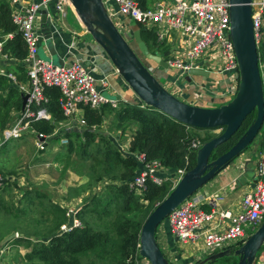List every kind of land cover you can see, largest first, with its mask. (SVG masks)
Returning <instances> with one entry per match:
<instances>
[{"label":"built area","instance_id":"obj_1","mask_svg":"<svg viewBox=\"0 0 264 264\" xmlns=\"http://www.w3.org/2000/svg\"><path fill=\"white\" fill-rule=\"evenodd\" d=\"M7 1L11 7V21L25 41L27 54L23 59L26 79L18 80L16 74L12 72H7L5 76L20 94L27 95V98L24 107L13 113L9 126L0 132V147L9 139L18 138L25 133H34L31 126L33 121L52 119L44 106L48 100L44 94L46 87H57L60 92L58 104L64 119L55 122L50 135L59 136L60 144H67L68 138L65 135L67 131L86 128V120L80 114L83 112V106L98 110L103 105H109L112 109L118 110L122 104L129 103L125 98L115 94L113 96L103 94V90H110L108 77L105 75L96 78L91 61L75 59L69 64L59 65L39 56V43L45 41L40 32V6L44 5L48 9L53 30L58 36L61 33L59 25L69 32L73 31L71 28H66L65 23L69 8L78 16L70 0ZM102 2L122 35L127 34L132 37L133 30L119 19L118 22L114 21L119 15L134 20L143 28L154 30L159 42L168 38L171 32L179 33L183 48L172 51L173 53L171 52L172 54L166 58L168 67L175 69L177 74L174 76L175 79L167 82L165 86L162 84L170 93L180 94L182 90L180 83L184 80V76L193 68H201L217 78V81L209 86L212 92H215L214 99L223 100L234 97L240 75L230 36L229 0H155L147 8H142L137 0H102ZM251 20L255 42L258 46L263 35L264 0H252ZM11 36L12 33H8L0 39L2 57H7L2 53V46L4 41ZM259 66L261 68V65ZM113 70L119 75L116 68ZM140 106L143 107L144 104ZM94 127L92 126V129ZM34 135L37 134L34 133ZM130 139L131 135L128 148ZM200 145L199 139L191 142L194 150H197ZM128 155L134 156L141 166L139 172L127 182L129 190L138 196L143 194L148 180L158 185L169 180L174 186L186 171L185 168H178L173 176H163L160 172L165 171L166 168L157 161L146 160L142 152H131L130 149ZM255 159V180L251 190L243 195L240 210L232 212L225 209L217 213V220L224 225L216 228L207 227L206 223L214 218V214L207 213L201 208V195L198 192L185 199L165 218L177 242L196 246L202 244L201 248L198 247L201 256H197L195 262L201 260L202 256L206 257L227 249L234 250L247 239L250 235L249 230L255 231L262 222L264 217V151L258 152ZM240 165L244 167L245 161ZM1 179L3 178L0 173ZM1 183L0 181V185ZM76 212L77 210L73 209L66 210V216L70 220L62 223L60 231H68L81 226V221L75 216ZM170 259L176 262L175 257H170ZM137 264L150 263L140 256ZM253 264H264V244L257 252Z\"/></svg>","mask_w":264,"mask_h":264},{"label":"trees","instance_id":"obj_2","mask_svg":"<svg viewBox=\"0 0 264 264\" xmlns=\"http://www.w3.org/2000/svg\"><path fill=\"white\" fill-rule=\"evenodd\" d=\"M137 1L142 8H147L152 3V0ZM10 15L11 7L8 1L0 0V34L12 33V36L4 41L2 53L8 58L20 62L19 65L14 67V72H16L18 80L24 81L26 71L23 59L26 57L27 47L21 34L16 31ZM136 28L141 30V37L148 45L149 50L155 53L154 48L156 49L161 42L157 40L154 30H148L140 26ZM257 53L260 65L262 62L264 63V27L262 38L257 46ZM261 70L264 71V67ZM262 81L264 92V75H262ZM0 87L2 90L0 93L1 132L11 123L13 113L21 110V94L13 84L8 82L7 77L3 74H0ZM44 94L48 99L44 106L51 114L54 122L64 119L58 104L59 89L57 87H46ZM140 104H143L140 100L137 103L122 104L118 110L112 109L109 105H103L98 110L83 106L86 128L65 133L68 143L71 141L72 136H82L88 139L86 141V146H89L86 152L88 156L94 154L98 160L102 159L104 161L110 154L109 156L113 160L106 161V168L102 164L98 168H104H101L104 177L122 180L121 185L117 187L108 184L107 190L98 194L101 195L100 197L96 194L88 199L86 198L87 200L84 199V205L76 212V217L81 221V226L68 231H60V224L67 219L64 218L65 209L58 204L47 203V196H44V193L40 190L23 189L22 199L24 202H33V198H38L53 214L61 216L53 228L49 226L41 235L42 238L37 236L31 238L28 233H24L6 242V244H15L25 249L23 259L27 264H137L140 259L138 244L141 226L155 205L171 190L172 183L166 180L158 185L148 180L143 194L141 196L134 194L129 190L127 182L138 170L136 160L131 155L122 157L111 142L105 138L100 139V142L105 143V147H101V152L99 150L101 144L94 142L92 126H100L106 116L105 114L113 112L116 127L122 130L130 126L135 127L129 142L130 151L142 152L146 160L157 161L170 171H175L178 168L191 169L195 164L196 156V150L191 147V142L195 139V136L190 132L193 127L179 122L151 106L144 105L142 107ZM255 113L253 111L246 116L235 134L212 151L210 159H214L227 151L237 141L253 121ZM54 125L53 122L48 120H37L31 123L34 133L44 136L52 134ZM34 133L31 135H34ZM213 137L215 136L206 135L199 140L202 144ZM47 138H50L53 142L58 140L59 136ZM256 138L257 150L259 152L264 151V123ZM101 155L102 157H100ZM88 160L91 161L92 159L89 158ZM1 176L2 178L7 177L3 185L11 181L6 174L1 173ZM2 187L5 186H0V189ZM99 207L102 208L105 214L115 213L114 209L122 212L117 216L119 217L118 221L115 220L113 227L109 230L94 228H99L92 223L96 218L94 212ZM11 211L15 217H18L25 214L27 210L24 207L12 206ZM84 257H86L85 260ZM214 261L207 262V264Z\"/></svg>","mask_w":264,"mask_h":264},{"label":"water","instance_id":"obj_3","mask_svg":"<svg viewBox=\"0 0 264 264\" xmlns=\"http://www.w3.org/2000/svg\"><path fill=\"white\" fill-rule=\"evenodd\" d=\"M70 2L90 38L86 44L89 54L96 51L94 50L95 46L101 49L138 100L193 128H219L222 130L220 134L199 146L196 150L194 166L185 171L167 195L155 205L141 226L139 255L146 258L150 264H171L157 243L156 229L158 225L175 207L196 193L239 156L254 141L264 123L263 81L252 28V0H229L230 36L239 68V85L231 100L211 107L182 101L170 93L158 78L144 66L128 40L109 17L102 0H70ZM39 22L40 32L49 52L45 59L53 61L54 58L57 64H65L63 58L58 56L55 47L56 34L48 16V9L44 5L40 6ZM132 39L144 57L164 69L169 68L166 58L171 54L172 49H168L162 54L151 52L142 39L139 28L133 29ZM77 58L81 59L82 54L77 55ZM194 75L207 77L209 74L207 70L193 68L185 76L187 82H192ZM26 98L27 95H21V109L24 107ZM253 111L256 112L253 121L237 141L227 151L210 159L212 151L218 145L229 140L246 116ZM36 138L43 143L50 139L40 135H37ZM5 180L3 178L0 181L4 182ZM14 235V232L9 233L3 239V243L12 239ZM263 244L264 217L256 230L237 248L216 252L204 257L196 264H206L232 253L238 256L236 264H253L256 254Z\"/></svg>","mask_w":264,"mask_h":264},{"label":"crops","instance_id":"obj_4","mask_svg":"<svg viewBox=\"0 0 264 264\" xmlns=\"http://www.w3.org/2000/svg\"><path fill=\"white\" fill-rule=\"evenodd\" d=\"M153 1L154 0H152V2ZM122 17H124L125 20L128 18L126 16H122ZM65 23H66V28H71L72 30H73V27H72L73 24L79 23V25L81 26V30H79L78 32L77 31L75 32L74 30L72 32H69L63 26L60 27V25L58 26L57 24V26L59 27V30L61 31V33H59L58 36L56 35V40H55V47L58 52V56H61L65 63H70L74 61L75 59H79L77 58V55L82 54L81 59L92 62V65L94 66L93 68L94 75L96 78H100L105 75L108 77L109 84H110L109 91L111 93L117 95L118 97L125 98L126 101L129 103H137L138 102L137 97L132 92V90L129 88V86L126 84V82L121 78V76L118 74H115L113 70L114 69L113 65L107 59L106 55L102 52V50L95 46L94 50L96 51H94L93 54H89V51L86 48V44L87 42L90 41V38H88L87 40L83 39L85 35L87 36L88 34L82 22L80 21V19H78V16H76L72 10H71V19L69 21H66ZM135 28H131V29L133 30ZM2 36L3 35L0 34V37ZM161 44L162 46L160 48H162L163 52L168 49H172L174 52L176 50H181L183 48V45L180 43V35L178 32H171L170 36L164 39L161 42ZM38 50L42 52L44 56H47L49 54L47 45L44 43V41H41L39 43ZM155 53H158V52H155ZM19 63L20 62H18L15 59H10L8 57H2L0 55V74L5 75L7 72H12L16 74V72H14V67L19 65ZM153 67H155V70H156V72H154L156 77L163 78L166 81V83L175 79L174 78L175 71L170 70L171 68L164 69L163 67H160V66L158 67L156 65H154ZM8 82L11 83L9 80ZM192 84H193L192 82L190 83L187 82V80L185 79V76H184V80H181L180 86L182 88L181 91L184 92V95H183L185 98L184 101L189 102L194 105H206L205 104L206 101H213L215 92H212L211 87H209L210 85L207 86V83L205 82L201 84L196 83L195 86H193ZM188 91H191V93H188ZM80 114L83 115V112H80ZM80 114H78V116ZM105 115L106 116L103 118L102 123H107L108 120H111L114 118L112 117L113 116L112 112L105 114ZM50 121L55 124L53 118ZM96 127H99V126H96ZM101 128H103L104 131H106L105 133L110 134V137L107 138V141H110L112 145H115V150H117L122 157L129 156L128 155L129 154L128 141L135 127L130 126L123 130L120 128L111 127V126H106V127H101ZM24 135L31 136L30 133H25ZM49 141L50 139L47 140L44 146L49 144ZM95 141L96 140L94 139V142ZM112 141H116V142L113 144ZM4 145H2L1 147H3ZM30 149L31 148H28L27 145L26 147L22 145L18 147L16 150H13L12 153H10V155H11L12 160L13 158L15 159H14V162L12 161V163L10 164L8 163V161L11 160V158H4L3 162L5 164V168H3L4 167L3 166L2 168H0V171L1 173L6 174V176H9V179L12 182L10 181L4 185L2 182L0 186H10V185L13 186V184L19 187L25 186L24 183L20 184L17 182L20 180V178L23 181H25L23 171H27L26 166L29 164L35 165V166L36 165L41 166L40 165L41 163L32 164L34 159L36 160L39 158L38 156H34L33 153L30 152L31 151ZM245 152L241 153L236 159L231 161L224 169L218 172L210 181H208L202 188H200L197 191L198 194L201 195V205H200L201 208L207 213L214 214V218L208 223H206L207 227L216 228V227H220L224 225L223 223H219V221L217 220V213L220 210H225V209L230 210L232 212H238L240 210V202H241L243 195L251 190L254 180H255V171H256V168H255L256 159L255 158H256V154L259 151L257 150V146H255V148L250 153L249 151L248 152L245 151ZM38 154L41 155V153H38ZM244 161H245V165L244 167H242L240 164L241 162H244ZM140 168L141 166L139 165L138 170ZM33 170L34 168L30 167L31 174L34 173ZM174 173L175 171H170L168 169H166L165 171L162 170L160 172L161 175L163 176L167 175L168 177L173 176ZM38 177H46L45 179L47 180L51 179L49 178L48 174H41ZM4 179H7V177ZM40 179H43V178H40ZM75 179H76L75 181L79 180L78 178H75ZM107 179H110V178L107 177ZM110 180H113V179H110ZM117 180L120 182V185H121L122 180H120L119 178H117ZM117 184L119 183L117 182ZM47 185L46 186L48 190L52 191L48 193L50 197L53 196L52 195L53 191H55L57 195L59 196L57 200L58 202L56 200L55 201L52 200V201L58 204L60 207L64 208L65 211L67 209H73L70 207L79 206L80 203L83 202L84 199L87 198L86 193L88 192V190L90 189L94 190V188H96L95 186H87V182H83V181L77 182V184H73V186L66 185L65 181L63 180H61V183H59L58 185L55 183H51V185L50 184H47ZM38 187L39 186H36L35 189L39 190ZM99 187H102V186H99ZM63 204H67V206H62ZM73 210H76V209H73ZM75 216H76V213H75ZM68 219L70 220L69 217ZM31 238H34V237L31 236ZM156 240L162 252L169 254L170 257H175L176 262L180 260L182 264H192L193 260H191L190 257H193V255L200 253V251L198 250V247L201 248V245H202V244H198L196 246V245L182 244L180 242H177L176 239L173 238V235L170 232V228H169L167 220L159 228L156 229Z\"/></svg>","mask_w":264,"mask_h":264},{"label":"rangeland","instance_id":"obj_5","mask_svg":"<svg viewBox=\"0 0 264 264\" xmlns=\"http://www.w3.org/2000/svg\"><path fill=\"white\" fill-rule=\"evenodd\" d=\"M70 19H71V10L69 8V10L67 11L65 20L69 21ZM118 19L121 22L123 21L124 24H126L129 29L135 28L137 26L142 27L140 24L136 23L134 20H131L128 18L125 20V18L122 16L115 17L114 21L118 22ZM56 23H58V21H56ZM72 27L75 32L76 31L78 32L79 30H81V26L79 25V23L73 24ZM123 36L125 37L126 40H128L132 49L136 52V54L138 55L139 59L142 61L144 66L148 70H150L154 74V76H156L154 73L156 72V70H155V67L153 66L154 65L158 66V65L154 63L152 60H149L146 57H144L139 52L131 36H128L127 34L125 35L123 34ZM88 38H89L88 35L87 36L85 35L83 39L87 40ZM161 46L162 44L157 46L155 49L156 52H158L159 54L163 53L162 48H160ZM150 48H152V46H150ZM38 54L40 57L46 58V56H44V54L40 52L39 50H38ZM53 62L57 64L56 63L57 61L54 58H53ZM260 65H261L260 69H262L263 62L260 63ZM170 70L175 71L174 75L177 74V71L175 69L171 68ZM261 73L262 75H264L263 70H261ZM158 78L160 82L165 86L166 81L161 77H158ZM216 81H217V78L211 73L208 75V77H205L202 75L192 76L193 86H195L196 83L201 84L203 82L207 83V86H209L215 83ZM188 93H191V91H188ZM103 94L106 96L114 95L109 90H103ZM183 95H184L183 91H181L180 94L175 93V96L178 97L182 101H184L185 99ZM232 98L233 96L225 98L223 100L214 99L213 101H206L205 102L206 105H199V106H210V107L218 106L222 103L228 102ZM106 126L116 127L115 119L113 118L111 120H108L107 123H102L101 126L93 128L94 130L93 139L96 140L95 142H98L99 144H101L100 149H99L101 152H102L101 147H105L104 146L105 143L100 142V139L105 138L107 140V138L110 137V134L105 133L106 131H104V129L101 128V127H106ZM82 129L84 128H81L78 130L80 131ZM221 131L222 130L219 128L217 129H194V128L190 129V132L191 134L195 136V139H200V140L206 135L217 136L218 134L221 133ZM37 135L29 136V135L23 134L22 136L18 138L9 139L5 143V145L0 148V168H2L3 166H4L3 168H5V164L3 162L4 158H11L10 153H12L13 150H16L18 147L22 145L25 147L27 145L28 148H31L30 152H32L34 156H38L39 159H36V160L34 159L32 164L41 163L40 164L41 166H38V165L35 166L31 164L27 165L28 167L26 166L27 171H23L25 181H23L20 178V180L17 182L20 184L24 183L25 186L19 187L13 184V186L11 185L5 186L4 188L2 187L0 189V252H1L0 253V264H27L23 259V253L25 252L24 248H22L21 246H17L15 244H6V242L3 243V239L9 233L14 232L15 234L14 237L21 236L24 233H28L30 236H37V237L42 238L41 235L48 229V227L51 226L53 228L56 221H58V219L61 218L59 214L55 215L51 212L50 209H47L44 203H42L38 198H33V202H24L22 199L23 189H28V190L33 191L35 190L36 186H39L38 189L44 193V196H47V199H46L47 203L49 202L50 204L55 205L56 203H54L52 200L57 201L59 196L57 195L55 191H53L52 193L53 196L50 197L48 193L52 191L48 190L47 184L51 185V183H55L58 185L59 183H61V180L65 181V184L69 186H73V184H77V182H81V181L87 182V186L96 187L94 188V190L93 189L88 190V192L86 193L87 199L96 194H97L96 196L100 197L101 195H98V194H100L101 192L104 193L107 190V186H108L107 184H113V186H116V187L120 185V182L117 180V178L110 180V179H107V177H104V173L102 169L107 167L106 161L110 162L111 160H113L109 156L110 154L104 161H102V159L98 160L96 156H94V154H92V156H88V154L86 153L89 148V146L88 147L86 146V141L88 139H86L85 137L83 138L82 136L81 137L72 136L70 139L71 141L69 143L67 142L68 144L66 145L60 144L59 140H56L54 142L50 140L49 144L44 146L43 142H40L38 139H36ZM257 138H255L254 141L249 145V147L245 149L243 152L249 151L250 153L255 148V146H257V141H256ZM112 142L114 144L116 141H112ZM40 144L42 148L40 147ZM113 146L115 148V145ZM38 153H41V155H39ZM102 155L100 157H102ZM89 158L92 159L91 162L88 160ZM14 159L15 158H13L12 160L11 158V160H9L8 163L10 164L12 163V161L14 162ZM100 164H102L104 168L103 167H101L102 169L98 168ZM137 165L139 167L140 164L137 162ZM30 167L34 168L33 170L34 173H32L33 175L30 172ZM139 170H137L136 172L138 173ZM41 174H48L49 178L51 179L47 180L45 179L46 177H38ZM40 178H43V179H40ZM75 178H78L79 180L75 181L76 180ZM117 182L119 184H117ZM99 186H102V187H99ZM84 203L85 201L81 202L80 205L77 207H70V208L76 209L78 211L84 205ZM12 206H17L18 208L24 207L27 211L25 214L15 217L14 213L11 211ZM62 206H67V204H63ZM114 212L115 213L105 214L102 211L101 207L97 208L94 212L96 214V218L92 221V223L98 226L99 228L97 227H94V228L101 229V230H109L110 228H112L115 220L119 219V217L117 216L122 214L121 211L116 210V209H114ZM65 217L67 219L64 223L68 222L69 220L68 217L66 216V211L64 213V218ZM62 220H63V217H62ZM165 221L166 220L164 219L162 223L158 225L157 228H159ZM61 225L62 224H60V226ZM252 232L253 230H249V234H251ZM163 253L170 263L182 264L180 260H178V262H172L169 254L165 252ZM197 256H201V254L197 253L193 255V257H190V259L194 261L192 264H196L200 261V260L199 261L197 260L195 262ZM204 257L205 256H202L201 259H203ZM85 259L86 257H84V260ZM237 261H238V256L232 253L209 264H236Z\"/></svg>","mask_w":264,"mask_h":264}]
</instances>
